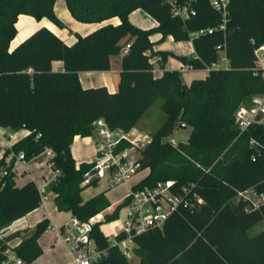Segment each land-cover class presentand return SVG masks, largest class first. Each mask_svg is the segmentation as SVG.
Listing matches in <instances>:
<instances>
[{"label":"trees","instance_id":"16d2710c","mask_svg":"<svg viewBox=\"0 0 264 264\" xmlns=\"http://www.w3.org/2000/svg\"><path fill=\"white\" fill-rule=\"evenodd\" d=\"M214 1L222 0H65L77 21L101 25L86 35L76 33L71 45L41 27L13 47L21 15L66 26L55 14L56 0H0V128L27 131L0 158V166L11 154L24 153L31 161L51 149L48 165L56 175L45 191L55 194L59 211L86 222L111 207L105 192L84 200L83 192L99 181L84 184L93 162H76L74 139L93 136L99 119L112 129L137 128L161 103L164 121L150 133L140 160L148 174L133 189L171 181V193L183 201L161 228L135 238L133 253L140 264H264V229L249 233L264 221V124L241 132L234 117L241 104L264 94V71L256 55L264 46V0H228L223 10ZM179 7L188 8L187 17L174 14ZM136 10L157 26L134 25L130 15ZM154 34L161 35L160 42L167 37L191 40L194 53L155 50ZM222 53L226 68L219 67ZM121 54L116 92L82 86L80 73L109 71L111 58ZM155 57L163 67L175 57L189 69L210 70L204 79L186 85L178 70L155 77ZM55 62L61 63L60 70L54 69ZM180 124L192 132L186 142L173 145L171 136ZM15 175L9 170L0 186V232L43 203L38 186L29 182L19 187ZM250 192L261 198L258 205ZM126 205L119 204L104 222L93 225L89 237L95 249L107 252L94 264H130L114 242L124 235L113 240L101 229L119 220ZM50 226L45 218L33 231L10 232L0 239V264L3 250L14 240L15 254L33 264L43 254L39 238Z\"/></svg>","mask_w":264,"mask_h":264},{"label":"built area","instance_id":"2783aa9c","mask_svg":"<svg viewBox=\"0 0 264 264\" xmlns=\"http://www.w3.org/2000/svg\"><path fill=\"white\" fill-rule=\"evenodd\" d=\"M227 2L228 0L214 1L212 5L219 10H223ZM174 14L185 18L188 16L189 10L187 7L174 8ZM128 50L129 47H125L123 53L126 54ZM256 55L258 63L262 67L264 46L256 51ZM159 60L157 58L156 65L159 64ZM61 68V66L58 67V70ZM234 117L241 132L254 124H264V94L254 96L250 104H241L237 108ZM94 135L96 137V155L92 161V169L84 175V184L95 179L98 181L106 179L111 186H118L128 183L142 170L140 160L142 151L150 143L149 133H144L138 128L129 131L112 129L104 119H99L94 122ZM171 142L173 145H177L176 140L172 139ZM42 154L53 156L52 150L48 148ZM13 158L14 161L12 162ZM28 162L24 153L9 157L6 163L0 166V186L9 174V170L15 174L17 171L22 174L28 173ZM172 185L173 182L168 181L158 183L153 189L134 190L133 187L129 189L124 200V202H127L125 207L127 213L121 220L118 231L113 235V238L120 234L124 235V238L115 241V244L127 257H130L133 253L136 237L149 230L161 228L170 214L182 203L183 199L179 195L171 193L170 188ZM39 190L43 196V201H45L47 199L45 188H39ZM194 199L198 204H203V200L199 196L194 195ZM109 212L112 211L109 209L103 211L89 218L86 222H80L78 219L72 218L65 232H60L62 241L67 245L74 258V264H94L107 255L106 251L95 249L89 233L92 231L94 224L104 222L105 215ZM78 228H82L84 231L77 233ZM48 230H55V228L50 226ZM6 235L7 232H0V239H3ZM14 241L9 243L3 250L5 260L1 264H27L13 251Z\"/></svg>","mask_w":264,"mask_h":264},{"label":"crops","instance_id":"0c3cea01","mask_svg":"<svg viewBox=\"0 0 264 264\" xmlns=\"http://www.w3.org/2000/svg\"><path fill=\"white\" fill-rule=\"evenodd\" d=\"M136 11H138V10H136ZM136 11H134L130 15V21L131 22H133L131 20L132 19L131 17ZM99 26H100V24H93L91 26H88L87 28H83V30H84V32L91 33L95 29H97ZM156 26H157V23L155 25H153L151 28L156 27ZM17 29H18V33H19L18 25H17ZM142 29H144V28H142ZM18 33H17V36H18ZM89 33H85L84 35L89 34ZM28 36L29 35L21 38L19 41L20 42L23 41ZM60 38H62V37H60ZM151 39L154 43H158V46L156 45L154 47L155 50L171 51V50H168V47H165L164 44H160V40H161L160 34H154L151 37ZM69 45H71V44H69ZM171 52L178 54V55H185V53H183L182 51H178V50H174ZM192 53H194V48H193ZM122 56L121 57L117 56V57H120L119 60L117 59L116 56L111 58V68L109 71L82 72V73H80L79 76H80V82H81L82 86L84 88L105 86L108 88V90L110 92H116L117 88H118V83L120 80ZM223 60L225 61L226 67H227V61H226L225 56H224ZM114 61H116V66L114 65ZM156 61H157V57H155L153 60V62H154L153 73H154L155 77H160L165 70L166 71H173V70H179L180 69V71L183 73H187L189 71L190 72L192 71L188 67L184 66L182 63H181L182 65L179 64L177 62V60H175V58L171 60L170 64H168L169 63V60H168V62L165 64L164 67L158 63L156 65ZM60 66H61L60 62L54 63V69L58 70V67H60ZM262 68L264 71V61L262 62ZM209 70H210V68L201 70L202 74L199 77L192 76L188 82L185 81L184 79H183V82L186 85H190L191 82L194 80L204 79L208 75ZM117 75H118V78H117ZM263 76H264V72H263ZM25 135H27L26 130H20L17 132H13L9 129L0 128V140L2 141V144L4 145L3 150H1V148H0V158H2L4 156L6 151L9 150L15 142L22 139ZM77 140L86 141L87 144L91 146V153L88 155L86 153H84L85 148L87 146L86 142L82 144V147L81 146H75V143ZM95 140H96L95 135L90 136V137H86V138L76 137L74 139L71 150H72V155L78 164L83 163V162L90 163L94 160L95 155H96ZM12 155L13 154L9 155V157H11ZM42 155H44V154H40L39 156L33 158L31 161H29L27 163V167L29 170L28 173L22 174L19 171L16 172L14 179H15L17 186L22 187L29 182H34L38 186V188H40V189L46 188L48 183L51 182L55 178V175H56L55 172L48 165V161L51 157L48 156V158L40 160ZM108 184H109V188L115 187V186H111V184L109 182H108ZM136 184L132 185L128 182L126 184H121V185H125L126 190L129 192V189L131 187L135 186ZM125 198L123 199V202H124ZM54 199H55L54 193H52V192L47 193V199L45 201H43L42 205L38 209L29 213L25 217L15 221L11 226H9L10 232H15V231H19V232L21 231L22 232L24 230H28L26 225H24L26 223L23 221L26 218H28L30 215H32L33 213H39V215L37 214V216H36V218H38L36 223H38L42 219L47 218L50 221L51 227L55 228V230L46 231L39 238V244L43 249V254L33 264H74V258L71 255V253L69 252L67 245L62 241L61 236H60V232H65V229H66L68 223L71 222L73 216H72L71 212L59 211L56 207ZM123 202H121V203H123ZM121 203H119V204H121ZM119 204H113V205L111 204V207L109 208V210L113 211ZM126 213H127V209H125V213L123 215V218L126 215ZM120 215H121V213H120ZM118 221L119 220H117L113 223H116ZM101 229L106 236H108L114 240V238H113V235L115 234L114 231H110V233H105L103 230V226L101 227ZM16 242H17V240L14 241V244ZM63 246L67 249L68 253L70 254V256L72 258L69 261L66 260L63 262L62 260L58 259V257L56 256V254H57L56 251L58 250V248H62ZM45 254L51 255V257H53V258L55 257V258L51 259V262H50L49 260L43 258V257H45Z\"/></svg>","mask_w":264,"mask_h":264},{"label":"rangeland","instance_id":"374dc122","mask_svg":"<svg viewBox=\"0 0 264 264\" xmlns=\"http://www.w3.org/2000/svg\"><path fill=\"white\" fill-rule=\"evenodd\" d=\"M55 14L65 24V26H66L65 28H60V27L56 26L51 20H49L47 18H44L41 21H37L36 19H34L31 16L22 15L18 19V22H17V25L19 28V33H18V36L16 37L15 41L13 42L12 46L14 47L15 45H17L20 42L19 40L21 38H23L27 35H30L35 30H37L41 27H47L48 29L52 30L59 37H62V39L64 40L65 43L73 44L75 41V34L76 33H79L82 35H84L85 33H89V32H84L83 28H87L88 26H91L93 24H97V23H82V22L77 21L75 18L72 17L70 11L68 10V7L66 5L65 0H56V2H55ZM131 18H132L131 20L133 21L132 23L134 25H136L137 27H140V28H144V29L151 28L153 25L156 24L155 20L152 19L150 16H148L142 10L136 11L132 15ZM118 21L119 20L117 18L112 19L113 23H117ZM160 44H164L165 47H168V50H171V51H174V50L182 51L187 56H189L193 52V46H192L191 40L175 41L172 37H167L162 42H160ZM156 45L158 46V43H156L155 46ZM119 56L121 57L122 54ZM224 56H225L224 53H222L221 54V57H222L221 62L219 64L220 68H226V63L223 60ZM120 57H117V59L119 60ZM174 58L175 57H169V59H168L169 63L168 64H170L171 60ZM175 60H177V62L179 64H181V62L177 58H175ZM114 65L116 66V61H114ZM190 70H192V69H190ZM178 71H180V69ZM181 74H182V79H184L185 81L188 82L192 76L199 77L202 74V71L201 70H192L191 72L189 71L187 73L181 72ZM117 78H118V75H117ZM160 104H161L160 102H157L148 111L146 116H144V118L140 121V123L137 127L140 131H143L144 133L150 134L151 132H153L155 129H157L162 124L165 116L160 109ZM191 132H192L191 127H187L186 129L177 128L175 130V132L173 133V135L171 136V138L173 140H176V141L186 142L187 139L189 138ZM85 142L86 141L77 140L75 143V146H81L82 147V144ZM86 144H87V142H86ZM0 148H1V150L4 149V145L2 144L1 140H0ZM84 153H86L87 155L91 153V146L90 145L87 144ZM46 158H48V156H46L44 154L41 156L40 160H43ZM147 174H148L147 169L141 170L135 177H133L131 180H129V183L132 185L136 184L139 182V180L141 178L145 177ZM103 192H105L109 202L112 205L113 204H119V203L123 202V199L126 197V195L128 193L125 185H118V186L109 188V184H108L107 180L102 179L98 182L96 187L87 188L83 192V198H84V200H87L91 196H94V195H97V194L103 193ZM248 196L253 200L255 205H258L261 201V198L256 196V194L254 192H250L248 194ZM238 199H239V197L236 198V200H238ZM125 209L126 208H124L122 210L121 215H120V219L118 222L103 225V230L105 233H110V231L116 232L119 229L121 220L123 219V215L125 213ZM37 214L39 215V213H33L32 215H30L28 218H26L23 221L26 223L24 225H26V227L28 228L29 231H33V229L35 228V226L37 224L36 223V221L38 219V218H36ZM263 229H264V221L260 222L255 227H253L249 231V233H250V235H255V234L259 233L260 231H262ZM5 232H7V234L10 233L9 227L6 229ZM56 252H57L56 256L58 257V259L62 260L63 262L66 260L69 261L70 259H72L70 254L68 253L67 249L64 246L62 248H58V250ZM43 258L47 259L51 262V259H54L55 257L53 258V257H51V255L45 254V257H43ZM128 260H129L130 264H140V259L134 253H131L130 257H128Z\"/></svg>","mask_w":264,"mask_h":264},{"label":"water","instance_id":"95a60500","mask_svg":"<svg viewBox=\"0 0 264 264\" xmlns=\"http://www.w3.org/2000/svg\"><path fill=\"white\" fill-rule=\"evenodd\" d=\"M179 128H180V129H186V128H187V125H185V124H180ZM83 231H84V230H83L82 228H78V229L76 230L77 233H82Z\"/></svg>","mask_w":264,"mask_h":264}]
</instances>
